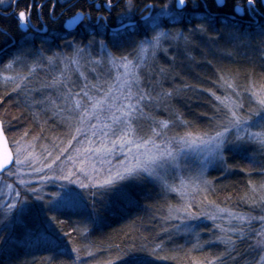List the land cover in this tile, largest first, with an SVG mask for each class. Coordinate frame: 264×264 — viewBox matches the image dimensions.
<instances>
[{
  "label": "trees",
  "instance_id": "trees-1",
  "mask_svg": "<svg viewBox=\"0 0 264 264\" xmlns=\"http://www.w3.org/2000/svg\"><path fill=\"white\" fill-rule=\"evenodd\" d=\"M12 2L13 0H0V9L8 11ZM28 2L29 0H18L16 9L26 10ZM104 2L106 0H69L65 4L64 0H58L55 19L48 23L49 33L62 35L63 20L77 11H82L87 16L91 13L93 21L97 15H109L104 8H87L88 5H102ZM167 2L168 0H134L138 9L148 3L159 7ZM244 2L245 0H223V7L218 8L216 0H202V5H206L204 12L212 15L222 13L230 17L233 7L236 4L243 5ZM113 3L115 7L111 11V26H115L117 13L126 6L127 0H113ZM47 7H51V0ZM247 9L243 8L241 17H234L240 32L244 33L242 36L238 33L231 34L232 30L222 29L220 25H217L219 32L190 33L187 24L167 23L166 30L175 35L178 31L182 32L178 36L189 39L185 50L189 57L186 63L176 61L172 64L173 67L170 63L166 64V67L173 69L175 75L171 83L161 84L156 91L148 89L147 86L145 89L152 96L162 95L160 100L165 101L166 109L164 114L154 111V118L167 120L166 131L171 135L182 132L204 133L209 130V117L218 109L221 114L224 113L215 97L222 90L221 83L232 80L240 90L244 89L242 85L248 84L264 88V36L259 35V25L264 24V8H255V12L252 8L249 12ZM137 15L139 16V12ZM45 22H48L47 14ZM31 23L37 24L35 10ZM16 26L17 21L13 15L0 14V28L16 34ZM91 31V28L86 29L81 24L66 40L74 39L76 44L83 45L92 38L89 35ZM153 33L149 32L148 36ZM102 38L110 40L108 33L103 37L96 36L97 41ZM142 38L144 37L141 35L133 39L139 41ZM16 39H20L18 34ZM7 41L9 40L0 36V49ZM8 45L11 48H8L7 58L3 56L4 59L0 60L1 70L8 58L12 61L14 57L20 58L16 48ZM26 47L39 49L40 40L37 39ZM135 47L136 44L125 42L118 50L108 43V50L114 56H129ZM68 48L63 46L61 39H56L50 50L43 53V57ZM2 50L1 55L4 54ZM173 52L182 51L175 48ZM164 58L162 56L160 59L164 62ZM16 60L12 62L14 67L17 65ZM24 61L20 69L12 68L9 72L27 74L33 65H45V60H36L34 54ZM8 88L7 85L0 84V110L4 112L0 118L5 132V119L18 120L13 116L21 118V121L18 120L21 123L17 124L24 130L27 129V133L31 130L35 132L34 135L39 130L44 132L51 124L46 119L49 118L47 113L43 114L38 109L29 107L23 99V102L18 100V95L9 93ZM35 117L37 121H34ZM244 148L243 151L224 153V161H217L207 170V197L210 202L234 210L247 211L250 208L251 186L259 184L264 178V150L251 141ZM125 192L127 195H113L107 206L102 207L100 203H96L94 208L93 202L99 201V196H94L93 190L89 188L84 191L81 206L41 212L42 223L36 224L39 235L44 236L46 229L47 233L58 238L57 242L53 244L33 238L11 244L0 249V264H124L125 261H135V264H217V258L219 264L255 263L257 252L252 244L253 233L251 236L247 233L246 236L228 243L217 240V231L209 222L198 221L195 224L198 227L194 230L182 231L170 216V209L178 204L177 195L150 179L144 184L132 185ZM30 203L43 207L47 201L30 199ZM5 213L8 212L0 209V219L4 218ZM130 252L132 254L129 255Z\"/></svg>",
  "mask_w": 264,
  "mask_h": 264
},
{
  "label": "rangeland",
  "instance_id": "rangeland-1",
  "mask_svg": "<svg viewBox=\"0 0 264 264\" xmlns=\"http://www.w3.org/2000/svg\"><path fill=\"white\" fill-rule=\"evenodd\" d=\"M154 35L155 33L152 36ZM188 41L187 37L178 35L175 39L162 38L157 48H148L143 53L136 45L132 54L123 55L132 62L127 70L123 66V62L118 59L121 56H114L109 50L103 51L99 43L87 48L82 53H75L73 48L69 47L67 50L59 52V55L51 62L47 58L52 57L53 54L43 57L45 65H33L27 74L12 73L9 72V69H20L29 55L17 58L15 67L12 66L11 58H8L2 67L4 69H0V84L7 85L10 89L8 92L18 95L17 99H21V101L23 99L29 107L38 109L40 113H47L49 118L46 119L51 124L44 129V132L39 130L37 135H34L33 130L27 133V129L24 130L17 124L21 121L20 117L13 116L20 120L19 122L18 120L5 119L7 138L14 160L12 166L4 171L3 175H0V209L8 212L7 206L16 202V192L22 191L21 181L36 188L38 194L47 202L55 203L57 200L56 208H77L83 204L84 191L89 188L81 189L79 183L55 179L61 174V168L65 175L70 170L73 172L70 180L76 179L75 174L81 168L87 173H92L94 168L107 169L109 160L113 165L117 163L115 157L105 159L102 154H88L86 150L89 148H110L111 142L117 140V137H123L125 140L132 139L136 143H141L151 137L156 144H160L161 140H164L176 156L178 167L175 164L167 166L158 171L157 178L149 179L177 195L178 204L170 209V216L175 220L177 227L182 231L192 230L191 226H183L188 217L193 225L198 221L209 222L217 231V240L228 243L246 236L249 233V227H251L254 234L252 244L255 245L257 239L255 232L264 229V225L258 221L253 222L250 217L264 215V209L261 208V204L264 203L261 201V197L264 196V178L259 184L251 186L252 201L247 211L229 209L210 202L207 197L209 181L206 172L217 160L209 151L208 145L202 142L207 137L203 136V133L182 132L176 135L168 133L165 127L168 124L167 120L154 118V111L164 114L166 109L165 101L160 100L162 95L157 97L151 95L150 103L140 104L138 107H135L136 99L124 100V104L131 103L134 107L132 109L124 108L114 113L118 117L122 115V112L127 113V116L122 117L123 124H113L110 119L112 113H108L109 118L104 119V114L99 109L86 117L84 123L79 122L85 108L92 112V104L87 101L83 93L87 91L94 100L102 99L103 93L108 91L109 86L117 84L118 77L120 78L119 83L133 81L131 91L134 95L138 87L145 89L147 86L149 89L150 84V89L156 91L161 84L171 83V79L175 77L171 67L176 61L186 63V59L189 57L188 52L185 51ZM87 43L76 44V47L84 48ZM175 48H180L182 52L174 53ZM160 55L161 57H159ZM3 56L7 58L6 55ZM3 56L0 60L4 59ZM162 56H165V63L160 59ZM112 57H116L117 60L113 62ZM168 63L171 67H166ZM229 84L232 85L231 88L228 86ZM221 85L222 90L215 97H220L219 100H216L224 109V113L231 116L229 108L243 103V108H233L237 117L249 122L254 119V115H250V112H254L256 108L255 101L253 100L252 103L247 101L252 92L264 94V88L248 84L247 88L242 85L244 89L240 90L232 80L221 83ZM113 91L115 92V87ZM124 91L127 93L128 89L125 88ZM78 104L83 106L77 108ZM3 113L0 110V115ZM97 114L101 115V119L95 118ZM4 117L6 118L3 115ZM37 120L35 117L34 121ZM105 124L110 127L104 128ZM93 125H97L96 136H93ZM153 128L157 133L162 134L159 138L152 134L151 129ZM111 129L116 130L115 135L111 134ZM232 131L235 136L237 134L235 129ZM245 131L260 134L257 138L249 141L255 142L264 150L260 143V140L264 138V128L259 126L249 127L246 130L241 128L239 134L244 135ZM103 132L109 133L107 140H105ZM186 133L189 135L185 136ZM74 137L76 139H73ZM180 137H184V139L181 140ZM14 140L22 149V154L19 157L20 165L16 164ZM118 145L119 141H117L116 155L123 159ZM57 157H60V160L54 164L55 171H49L46 165L53 164ZM41 175L50 179L41 182ZM80 180L88 183L83 175L80 176ZM254 201L255 203H253ZM185 208H187V212H185ZM176 209H179V212H176ZM255 251L257 257L254 264H264L261 261V257H264V248L255 247Z\"/></svg>",
  "mask_w": 264,
  "mask_h": 264
},
{
  "label": "snow or ice",
  "instance_id": "snow-or-ice-1",
  "mask_svg": "<svg viewBox=\"0 0 264 264\" xmlns=\"http://www.w3.org/2000/svg\"><path fill=\"white\" fill-rule=\"evenodd\" d=\"M18 2V0H15ZM119 2V0H117ZM49 0H33V3L26 6V10L14 12L13 16L17 21L16 34L19 35V41L16 40V34L9 33L3 28H0V36H3L5 40H11L13 47L16 48L18 56L35 55L36 60L43 59V53L50 50L51 44L56 39H61L64 47H72L75 53H82L87 48L93 47L99 43L100 48L107 52L108 43H111L113 47L119 50L125 42L136 44L139 51L143 53L148 48H157L162 38L175 39L176 35H182V32H177L173 35L170 30H165L167 23L172 24H187L189 26L188 31L204 32V31H217V25H220L222 29L232 30L233 35L241 33L237 24L234 22V17H229L224 14L212 15L208 12L203 11L202 0H168L167 3L160 5L159 7L155 4H144L142 8H137L134 0H127L126 6L121 9L116 16L115 26H111V11L115 7L113 0H106L102 5H97V10L103 7L109 15H97L95 20L91 16V13L87 17L82 12H77L71 19L64 22L62 26V35H53L49 33L48 23L53 22L55 19V9L58 4V0H51V7L47 5ZM65 4L69 3V0H64ZM264 5V0H248V4L252 6V11L255 12V4ZM217 7L222 8L223 5L217 0ZM47 9V12H45ZM33 10L36 13L37 24L31 23ZM139 12V16L137 13ZM147 13V15H145ZM47 14L48 22H45V15ZM199 21L200 23H195ZM83 24L85 28H91L92 31L89 35L92 37L84 48L76 47V41L66 40L68 35H72L75 31L76 26ZM149 32H154L155 35L148 36ZM108 33L110 40L102 38L99 41L96 40V36H104ZM143 36L142 40H134V37ZM259 35L264 36V24L259 25ZM37 39L40 40L41 47L39 49L26 47L27 45L33 44ZM264 42V41H262ZM59 54L53 53L52 57L47 59L51 62ZM18 57H14L13 61ZM119 61L123 62V66L127 70L132 62L127 60V57L121 56L118 58ZM116 57H112V61L115 62ZM132 75L131 73H127ZM120 78H117L116 85H110L107 92L103 93V98L94 100L92 96L88 95L85 91L83 96L86 97L87 101L92 104V112H89L85 108V112L80 118V123H84V120L92 113L96 112L97 109L104 114L103 118L108 119V113H112L110 119L113 124H123L124 119L122 117L127 116V113L122 112L121 116H116L114 113L121 109L127 108L132 109L133 104H124V100L132 101L136 99L135 107L140 104H146L151 102V92L148 89L137 88L135 95L132 93L131 88L133 81H125L119 83ZM230 88L232 85H228ZM115 87V92L113 88ZM151 85L149 84V88ZM128 91L125 93L124 89ZM217 100L220 97H216ZM255 101L256 108L254 112H250V115H254V119L250 122L241 120L237 117L236 112L233 108H243V103L239 105H233L229 108L231 116L228 113H220L218 109L212 117H209V130L203 133V136L207 137L202 142L208 145L209 151L212 153L214 158L218 162H223L225 159L224 153L226 152H239L245 150L244 145L252 139L257 138L260 134L249 133L245 131L244 135H240L241 128L245 130L249 127L259 126L264 128V94H258L252 92L248 99V103ZM83 105L78 104L77 108ZM228 107L227 105H225ZM219 116V118H217ZM96 119H101V115L97 114ZM259 122V123H257ZM108 124L104 125V128H109ZM167 127V125H165ZM93 136H96L97 125H93ZM219 129V130H217ZM233 129L236 131V135L233 136ZM2 131V129H0ZM103 131V130H102ZM153 135L158 138L160 133H157L156 129H151ZM212 133V134H210ZM111 134L115 135L116 130L111 129ZM109 133L103 132L105 140H107ZM189 135L188 133L185 136ZM73 139H76L74 137ZM179 139L183 140L184 137ZM117 141H119L120 154L123 155V159H120L116 155L117 152ZM91 143V142H90ZM112 146L105 147L103 149L89 148L86 150L88 154H102L105 159L109 157H115L117 163L113 165L109 160V166L107 169L101 167L100 169H93L92 173H87L83 168L75 174L76 179L70 180L73 176V172L70 170L65 175L63 174V168H61V174L56 176L57 180H69L70 183H79L81 189L90 188L93 190L94 196H99V201L93 202L95 208L96 203H100L102 207L107 206L110 198L115 194L127 195L125 189L130 188L132 185L144 184L149 178H157L158 171L167 166L175 164L178 167L176 156L173 151L168 148L167 143L161 140L160 144H156L151 137L148 140H144L141 143H136L132 139L125 140L123 137H117V140L111 142ZM170 143V141H168ZM261 146L264 147V138L260 140ZM16 145V164L20 165L21 160L19 157L22 154V149L18 146L17 141H13ZM134 145V146H133ZM126 149V151H125ZM51 158V157H50ZM12 159L8 155L7 151L0 157V168H3L8 164V161ZM71 159V158H70ZM60 157H57L53 164L46 165L49 171H55L54 164L58 163ZM40 171V170H36ZM11 174V173H10ZM83 175L84 179L88 183H84L80 180V176ZM41 182L50 179L47 176L41 175ZM22 191L16 192V202L9 204L8 213L3 214L4 218L0 219V249H4L7 246L15 243H22L25 240L41 239L45 242L55 244L57 237L54 234L47 233L45 229V235L40 236L36 229L37 223H42L40 219L41 212L46 213L48 211H55L58 201L55 203L47 202L43 207H36V205L30 203V198L36 201H42L43 198L38 194L36 188H32L25 181H21ZM63 187V185H62ZM30 194V196H29ZM23 195V198L21 196ZM59 195V194H58ZM261 201L264 202V196L261 197ZM255 203V201L253 202ZM190 206V205H189ZM261 208L264 209V203L261 204ZM179 212V209L175 210ZM187 212V208H185ZM243 219V217H240ZM253 222L258 221L261 225H264V215L259 217H250ZM184 227L191 226L193 230L198 227L190 223V217L186 218ZM211 231V230H209ZM253 229L249 227V235L251 236ZM51 236V239H49ZM257 237L254 247L264 248V229L255 232ZM207 243V242H206ZM76 251V249H73ZM132 254L131 252L129 255ZM128 255V256H129ZM261 261L264 262V257H261ZM124 264H135V261H125ZM211 264V262H210ZM217 264L219 259L217 258Z\"/></svg>",
  "mask_w": 264,
  "mask_h": 264
},
{
  "label": "water",
  "instance_id": "water-1",
  "mask_svg": "<svg viewBox=\"0 0 264 264\" xmlns=\"http://www.w3.org/2000/svg\"><path fill=\"white\" fill-rule=\"evenodd\" d=\"M219 3H221V0H219ZM77 12H82V11H77ZM77 12H75L74 14L66 17L64 19V21H63V24H64L65 21L71 19ZM233 13L235 15H237V16H241L242 15V8L240 6H235ZM84 16H85V14H84ZM0 129H2L1 123H0ZM6 151H7L8 155L12 157V159H10L8 161V164L7 165H5L3 168H0V173L3 172V171H5L6 169H8L12 165V162H13V154H12V151H11V149L9 147L8 141L6 139V136H5V134H4L3 130H2V131H0V157H3V155L5 154Z\"/></svg>",
  "mask_w": 264,
  "mask_h": 264
},
{
  "label": "flooded vegetation",
  "instance_id": "flooded-vegetation-1",
  "mask_svg": "<svg viewBox=\"0 0 264 264\" xmlns=\"http://www.w3.org/2000/svg\"><path fill=\"white\" fill-rule=\"evenodd\" d=\"M159 1H165V0H159ZM216 2H217V0H216ZM89 3V2H88ZM223 3V0H221V4ZM30 4H32V0H29V2H28V5H30ZM240 6H241V8H248L247 10H248V12H249V9L250 8H252V6L251 5H249L248 4V0H245V2H244V4L242 5V4H239ZM97 6V4H95L94 6H91V5H88V7L87 8H97L96 7ZM217 7V6H216ZM2 8V7H1ZM7 8V7H6ZM101 8H103V7H101ZM203 8H205V7H203ZM234 8V7H233ZM255 8H264V5H260V4H255ZM25 9V8H24ZM1 11H3V12H0V14H2V15H5V16H8V15H13V13L14 12H19V11H21V10H17L16 9V2H15V0H13V2H12V5H11V8L8 10V11H6V10H2V9H0ZM17 40V39H16ZM12 41L11 40H9V41H7L5 44H4V46L0 49V50H2L3 52H4V55H6L7 56V54H9V50H8V48L10 49L11 48V46H9L8 44H10ZM13 46V45H12ZM1 56H3V54L1 55L0 54V57ZM0 121H1V123H2V127H3V122H2V119L0 118ZM3 129H4V127H3ZM6 134V133H5ZM6 137H7V134H6ZM9 141V140H8Z\"/></svg>",
  "mask_w": 264,
  "mask_h": 264
},
{
  "label": "bare ground",
  "instance_id": "bare-ground-1",
  "mask_svg": "<svg viewBox=\"0 0 264 264\" xmlns=\"http://www.w3.org/2000/svg\"><path fill=\"white\" fill-rule=\"evenodd\" d=\"M232 15H233V17H239V16L235 15L234 13Z\"/></svg>",
  "mask_w": 264,
  "mask_h": 264
}]
</instances>
